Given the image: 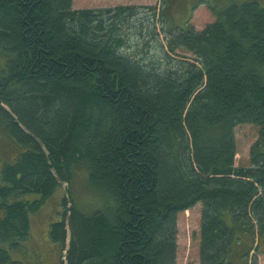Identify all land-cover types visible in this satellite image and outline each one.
<instances>
[{"label": "trees", "instance_id": "1", "mask_svg": "<svg viewBox=\"0 0 264 264\" xmlns=\"http://www.w3.org/2000/svg\"><path fill=\"white\" fill-rule=\"evenodd\" d=\"M173 1L99 11L0 0V141L21 148L0 172V264H21L10 252L62 184L48 232L60 264H176L178 215L198 204L199 264L264 255V0L209 6L201 31L174 24ZM137 15V47L159 29L163 59L124 51L117 27ZM241 125L259 130L248 167L235 166ZM78 172L100 198L91 212L70 191Z\"/></svg>", "mask_w": 264, "mask_h": 264}, {"label": "rangeland", "instance_id": "2", "mask_svg": "<svg viewBox=\"0 0 264 264\" xmlns=\"http://www.w3.org/2000/svg\"><path fill=\"white\" fill-rule=\"evenodd\" d=\"M162 1L163 0H73L72 9L112 11L119 8H134L139 11L151 8L158 10L161 8ZM258 1L263 5L261 0ZM198 2L199 0L173 1L170 13L171 18L174 20V24L177 27L182 29L186 27L187 24V26L197 31L203 30L208 24L215 21V17L213 16L210 7H214L215 9L216 7L224 8L227 0H200V3ZM141 17H143V15H137L134 18L129 17L128 22L127 20H125L126 22L123 21L125 22L123 29L122 27H117L118 30H122L120 38L121 41L124 40L125 48L123 49L132 57L143 55L147 56L150 60L157 62L159 59H163L162 43L165 45V37L158 29V25L157 32L160 35H158L159 39L156 38L155 33L150 34V29H146L143 33L145 40L138 48V39H136L131 32L130 25L137 21L142 22L140 20ZM146 19L148 20H146L145 23L147 21H149V24L155 21L157 23V19L152 20L149 16H146ZM141 32H138V35L141 34ZM165 50L166 47L164 51ZM179 54L191 58V55L186 52L180 51ZM3 62L4 59L0 57V68L3 66ZM234 134L236 144L235 166L248 167L250 149L258 140L259 130L254 126L241 125L235 128ZM20 150L21 148L15 147L12 140H5V138L1 137L0 172L5 165L15 161ZM84 179V173L78 172L74 177L70 191L77 202L79 209L83 212H88L91 209L93 210L97 208L100 198L91 191L89 187L84 186ZM68 192L69 186L62 184L61 189H58L54 195L42 205L40 210L31 216L29 238L23 242L24 244L19 250L10 252L11 260L17 261L21 264H60V260H62V256H65V254L63 253L61 256L60 245L49 241L48 232L50 229L49 226L57 218V211L59 209L61 197L63 194H68ZM200 211L201 205L198 204L187 213L185 212L178 215V252L176 264H199L198 235L200 230ZM69 235L70 233L68 231L66 247L69 244ZM256 240L257 239H253L251 242L247 239L245 242L249 244V246L252 244L254 248L257 244ZM260 250L264 251V245H261ZM253 255L254 254L251 252L250 256ZM257 263L264 264L263 254L257 256Z\"/></svg>", "mask_w": 264, "mask_h": 264}, {"label": "crops", "instance_id": "3", "mask_svg": "<svg viewBox=\"0 0 264 264\" xmlns=\"http://www.w3.org/2000/svg\"><path fill=\"white\" fill-rule=\"evenodd\" d=\"M235 262H236V264H240L241 263V261H239V259H235Z\"/></svg>", "mask_w": 264, "mask_h": 264}]
</instances>
